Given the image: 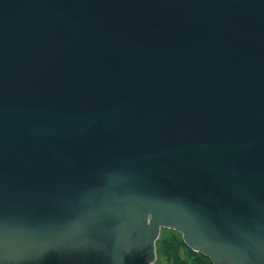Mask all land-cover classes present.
Listing matches in <instances>:
<instances>
[{"label": "water", "instance_id": "obj_1", "mask_svg": "<svg viewBox=\"0 0 264 264\" xmlns=\"http://www.w3.org/2000/svg\"><path fill=\"white\" fill-rule=\"evenodd\" d=\"M163 228L264 264V0H0V264H154Z\"/></svg>", "mask_w": 264, "mask_h": 264}, {"label": "rangeland", "instance_id": "obj_2", "mask_svg": "<svg viewBox=\"0 0 264 264\" xmlns=\"http://www.w3.org/2000/svg\"><path fill=\"white\" fill-rule=\"evenodd\" d=\"M173 244H175L174 253L171 252V250H173ZM188 247L189 246L186 245L184 241H175L174 238L171 236V232L169 230L162 229L161 233L159 234V238L156 240V259L154 261V264H185L187 262L190 264V262H194L195 260L197 261L196 256L194 255V253L188 250L190 248ZM209 262L210 264H213L211 263V260H209Z\"/></svg>", "mask_w": 264, "mask_h": 264}, {"label": "trees", "instance_id": "obj_3", "mask_svg": "<svg viewBox=\"0 0 264 264\" xmlns=\"http://www.w3.org/2000/svg\"><path fill=\"white\" fill-rule=\"evenodd\" d=\"M163 230H169L170 232H171V236L174 238V240L175 241H183L182 240V238H181V234L177 231V230H172V229H167V228H164ZM167 246V245H166ZM175 244H173L172 245V249L173 250H171V252H175L174 250H175ZM189 248V247H188ZM190 252H192V253H194V255L196 256V259H197V261L195 260L194 262H190V264H210V262H209V258H206L201 252H198V251H194V250H192V249H188ZM172 253V254H173ZM212 263V262H211ZM185 264H189L188 262L187 263H185Z\"/></svg>", "mask_w": 264, "mask_h": 264}, {"label": "bare ground", "instance_id": "obj_4", "mask_svg": "<svg viewBox=\"0 0 264 264\" xmlns=\"http://www.w3.org/2000/svg\"><path fill=\"white\" fill-rule=\"evenodd\" d=\"M164 229V228H163ZM159 238V237H158ZM204 255V254H203ZM210 260V259H209Z\"/></svg>", "mask_w": 264, "mask_h": 264}]
</instances>
